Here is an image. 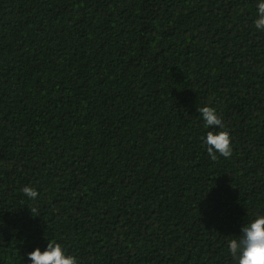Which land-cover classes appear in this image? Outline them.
I'll return each mask as SVG.
<instances>
[{
	"label": "trees",
	"instance_id": "1",
	"mask_svg": "<svg viewBox=\"0 0 264 264\" xmlns=\"http://www.w3.org/2000/svg\"><path fill=\"white\" fill-rule=\"evenodd\" d=\"M257 2L0 0V264L48 241L78 264H236L264 215Z\"/></svg>",
	"mask_w": 264,
	"mask_h": 264
},
{
	"label": "clouds",
	"instance_id": "2",
	"mask_svg": "<svg viewBox=\"0 0 264 264\" xmlns=\"http://www.w3.org/2000/svg\"><path fill=\"white\" fill-rule=\"evenodd\" d=\"M256 7L254 26L256 30L264 31V0H258ZM197 111L204 121L205 128H224L223 119L215 108L203 106ZM203 139L211 160L218 159L217 153L224 158L231 157L232 137L228 131H208ZM22 191L33 201L39 196L38 191L31 186L23 187ZM228 249L236 264H264V215H258L249 223H245L241 228V235L228 241ZM27 255L31 264H78L77 258L67 254L58 242L48 241L44 251L37 247Z\"/></svg>",
	"mask_w": 264,
	"mask_h": 264
}]
</instances>
